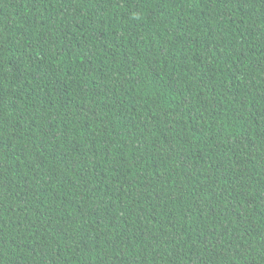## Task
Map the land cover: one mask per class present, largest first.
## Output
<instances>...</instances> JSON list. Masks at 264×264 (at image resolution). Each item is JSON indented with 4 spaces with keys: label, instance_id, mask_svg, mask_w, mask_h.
<instances>
[{
    "label": "trees",
    "instance_id": "16d2710c",
    "mask_svg": "<svg viewBox=\"0 0 264 264\" xmlns=\"http://www.w3.org/2000/svg\"><path fill=\"white\" fill-rule=\"evenodd\" d=\"M0 264H264V0H0Z\"/></svg>",
    "mask_w": 264,
    "mask_h": 264
}]
</instances>
